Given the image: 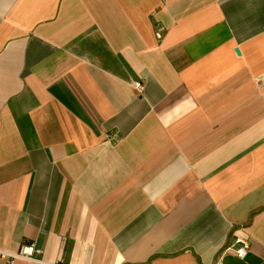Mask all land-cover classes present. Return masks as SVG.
<instances>
[{
  "label": "crops",
  "instance_id": "crops-1",
  "mask_svg": "<svg viewBox=\"0 0 264 264\" xmlns=\"http://www.w3.org/2000/svg\"><path fill=\"white\" fill-rule=\"evenodd\" d=\"M0 264H264V0H0Z\"/></svg>",
  "mask_w": 264,
  "mask_h": 264
},
{
  "label": "built area",
  "instance_id": "built-area-1",
  "mask_svg": "<svg viewBox=\"0 0 264 264\" xmlns=\"http://www.w3.org/2000/svg\"><path fill=\"white\" fill-rule=\"evenodd\" d=\"M163 30H164V27L160 24H157L155 34L159 40H162V38H163ZM134 86L136 87V89L139 92H142L144 90V84L141 81H135ZM248 251H249L248 239L238 237L236 239V245L234 247V252H235L236 256L240 259H244L247 255ZM34 252H35V248H34L33 244L23 245L21 247V250H20L18 256H23V257H26L28 255L31 256ZM2 255L4 257H6V253H2Z\"/></svg>",
  "mask_w": 264,
  "mask_h": 264
},
{
  "label": "water",
  "instance_id": "water-1",
  "mask_svg": "<svg viewBox=\"0 0 264 264\" xmlns=\"http://www.w3.org/2000/svg\"><path fill=\"white\" fill-rule=\"evenodd\" d=\"M237 52H238V50H237Z\"/></svg>",
  "mask_w": 264,
  "mask_h": 264
}]
</instances>
